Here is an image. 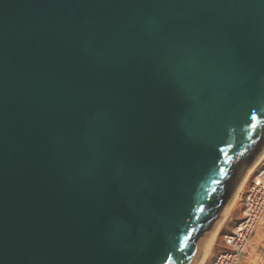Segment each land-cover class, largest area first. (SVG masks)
I'll return each instance as SVG.
<instances>
[{
	"label": "water",
	"instance_id": "obj_1",
	"mask_svg": "<svg viewBox=\"0 0 264 264\" xmlns=\"http://www.w3.org/2000/svg\"><path fill=\"white\" fill-rule=\"evenodd\" d=\"M264 149V0H0V264H196Z\"/></svg>",
	"mask_w": 264,
	"mask_h": 264
},
{
	"label": "built area",
	"instance_id": "obj_2",
	"mask_svg": "<svg viewBox=\"0 0 264 264\" xmlns=\"http://www.w3.org/2000/svg\"><path fill=\"white\" fill-rule=\"evenodd\" d=\"M264 214V165L259 169L244 196L242 218L231 234L222 236L224 250L212 264H238Z\"/></svg>",
	"mask_w": 264,
	"mask_h": 264
},
{
	"label": "rangeland",
	"instance_id": "obj_3",
	"mask_svg": "<svg viewBox=\"0 0 264 264\" xmlns=\"http://www.w3.org/2000/svg\"><path fill=\"white\" fill-rule=\"evenodd\" d=\"M263 165H264V159L247 180L242 192L239 194V197L237 199L236 204L234 205V208L232 209V212L229 215L228 218L229 220L227 219V223L221 228V231L217 236L218 238L216 237L214 240L212 251L208 257L209 259L207 260L206 264H212L215 255L224 250L221 237L224 234H231L238 225V223L240 222L242 218L244 196L247 191V188L251 184L254 174L259 169H261ZM238 264H264V216L259 222L256 231L251 236Z\"/></svg>",
	"mask_w": 264,
	"mask_h": 264
},
{
	"label": "bare ground",
	"instance_id": "obj_4",
	"mask_svg": "<svg viewBox=\"0 0 264 264\" xmlns=\"http://www.w3.org/2000/svg\"><path fill=\"white\" fill-rule=\"evenodd\" d=\"M263 159H264V149L262 150L260 155L257 157V159L254 161V163L251 165V167L248 169V171L246 172L244 178L240 182V184H239V186H238V188H237V190L235 192V195L233 197V200L231 201V203H230L229 207L227 208L225 214L223 215L221 221L219 222L218 226L216 227V229L214 230V232L211 235L210 239L208 240V242H207V244L205 246V249H204V251L202 253V256L200 257V259L198 260V262L196 264H206L207 260L209 259L208 257H209V255H210V253L212 251V246L214 244L215 238L218 236L219 232L221 231V228L227 223V219L229 218V215L232 212V209L234 208V205L237 202L239 194L242 192V190H243L247 180L249 179L250 175L256 170V168L259 166V164L262 162ZM263 216H264V214H263ZM255 231H256V229H255ZM222 240H223V238L221 237V241ZM221 241H220V243H221Z\"/></svg>",
	"mask_w": 264,
	"mask_h": 264
}]
</instances>
